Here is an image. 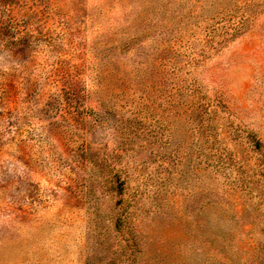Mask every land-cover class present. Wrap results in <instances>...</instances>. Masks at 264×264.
Wrapping results in <instances>:
<instances>
[{
	"label": "rangeland",
	"instance_id": "obj_1",
	"mask_svg": "<svg viewBox=\"0 0 264 264\" xmlns=\"http://www.w3.org/2000/svg\"><path fill=\"white\" fill-rule=\"evenodd\" d=\"M0 264H264V0H0Z\"/></svg>",
	"mask_w": 264,
	"mask_h": 264
}]
</instances>
